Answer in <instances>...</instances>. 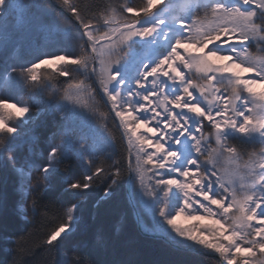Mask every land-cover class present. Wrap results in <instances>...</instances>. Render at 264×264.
I'll return each instance as SVG.
<instances>
[{
  "label": "snow or ice",
  "instance_id": "snow-or-ice-1",
  "mask_svg": "<svg viewBox=\"0 0 264 264\" xmlns=\"http://www.w3.org/2000/svg\"><path fill=\"white\" fill-rule=\"evenodd\" d=\"M36 31L67 44L18 55ZM0 57V163L16 174L25 225L53 211L43 199L58 179L77 198L106 184L97 210L123 188L143 231L171 248L264 264V0H58L51 11L41 0H0ZM58 77L62 94L42 100ZM44 116L54 131L41 140ZM73 164L81 175L68 178ZM60 207L42 239L49 249L83 222L79 199ZM23 238L0 242L23 251ZM94 242L106 243L99 230ZM68 255L66 264H94L78 247Z\"/></svg>",
  "mask_w": 264,
  "mask_h": 264
},
{
  "label": "trees",
  "instance_id": "trees-1",
  "mask_svg": "<svg viewBox=\"0 0 264 264\" xmlns=\"http://www.w3.org/2000/svg\"><path fill=\"white\" fill-rule=\"evenodd\" d=\"M52 1L58 3V0ZM96 2L99 3L102 0H96ZM126 2L131 3L132 0H126ZM25 37L29 36H24L20 44L17 53L20 56L23 54L22 45L33 42L31 40L25 43L27 40ZM45 39L43 40L47 41ZM41 51L46 52V49L40 48L33 51V54ZM64 79L58 77L55 81L59 83ZM60 86L66 85L60 84ZM111 133L115 137L116 158L126 170L128 161L125 145L114 128ZM100 159L104 157L101 156ZM67 175L68 178H76L81 175V172L73 164ZM63 182L62 179L55 181L53 191L44 196V204L50 201L55 204L53 211L48 215L38 213L34 223L25 225L16 212V203L19 200L16 176L10 167L0 163V237L7 234L24 235L21 243L26 249L18 251L12 245L0 242V264H66L69 259L68 253L74 247L79 248L85 261H92L94 264H106V262L112 264V262L128 260L133 261L134 264H217L219 261L212 256L204 257L177 251L161 239L143 235L142 233L145 232L142 228H137L123 188L113 199L102 202V206L97 210L96 202L103 195L106 184H101L95 190H90L77 198L63 193L60 187ZM77 199L83 204L81 229L70 241L59 248L49 249V246L42 244V239L50 226L59 223V217L63 214L60 205L67 204L69 201L76 202ZM97 230L105 237L106 243L103 246H98L94 242Z\"/></svg>",
  "mask_w": 264,
  "mask_h": 264
},
{
  "label": "rangeland",
  "instance_id": "rangeland-1",
  "mask_svg": "<svg viewBox=\"0 0 264 264\" xmlns=\"http://www.w3.org/2000/svg\"><path fill=\"white\" fill-rule=\"evenodd\" d=\"M43 3H45V5L48 6L49 10H53L56 8V3H54L52 0H50V2L48 0H41ZM142 3V0H132L131 4H140ZM25 36H29V37H25L27 40L25 41V43H29L28 41H33L29 44L26 45H22V57L26 58V59H32L34 54L33 51L39 50L40 48H45L46 52H52V51H56L58 50L59 47H61L62 45H66L67 42L63 41L62 39L53 41L52 39H50L49 37H47L45 34H42L39 31L36 32H31V33H27L25 34ZM46 38L44 41L43 39ZM46 42V43H45ZM40 46V48H39ZM18 53V52H17ZM3 58L0 57V60H2ZM61 78V77H60ZM57 80V79H56ZM65 86H60L59 83H57V81H53L52 82V89L49 90H45L42 94H41V99L47 101L49 99V91L51 90H55V89H60L61 90V94H62V89ZM0 95H2V93H0ZM13 95H15V93H13ZM27 91H25L24 93V99L27 100ZM114 119V117L112 119H110L108 121V126L110 131L112 132V120ZM52 131H54L53 125H52V117L51 116H44L42 117V123L40 126L36 127L34 129V132L36 135H38L41 140H43L44 137L48 136ZM260 148L259 145H247L245 146L244 150L246 152H250V151H258ZM18 159H20V162H23V153H18ZM79 169V168H78ZM15 174V173H14ZM37 174L33 173V176L35 177ZM16 176V174H15ZM16 182H17V177H16ZM19 195V193H18ZM145 224H148L149 226L151 225V220L150 217H145L144 219ZM142 228L139 225V229ZM212 256H215L216 259L220 260V258L218 256H216V254L212 253Z\"/></svg>",
  "mask_w": 264,
  "mask_h": 264
},
{
  "label": "water",
  "instance_id": "water-1",
  "mask_svg": "<svg viewBox=\"0 0 264 264\" xmlns=\"http://www.w3.org/2000/svg\"><path fill=\"white\" fill-rule=\"evenodd\" d=\"M49 2H50V0H48ZM125 145V148H126V150H127V145L126 144H124ZM126 197H127V194H126ZM127 200H128V197H127ZM128 202H129V200H128ZM130 204V203H129ZM130 207H131V209H132V212H133V217H134V221H135V223H136V226H137V228L139 229V224L137 223V220H136V214H135V210L133 209V207L131 206V204H130ZM143 235H145V236H147V237H151V238H157V237H155V236H153L152 234H145V233H142ZM159 239V238H158ZM210 256H212V255H210ZM212 257H214L215 258V256H212ZM217 258V257H216Z\"/></svg>",
  "mask_w": 264,
  "mask_h": 264
}]
</instances>
